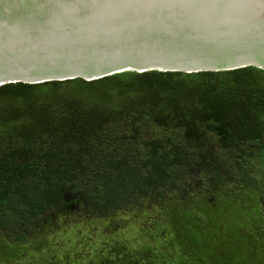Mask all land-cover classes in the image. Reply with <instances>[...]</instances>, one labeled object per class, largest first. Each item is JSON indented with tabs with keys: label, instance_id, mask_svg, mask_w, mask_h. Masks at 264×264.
<instances>
[{
	"label": "trees",
	"instance_id": "1",
	"mask_svg": "<svg viewBox=\"0 0 264 264\" xmlns=\"http://www.w3.org/2000/svg\"><path fill=\"white\" fill-rule=\"evenodd\" d=\"M257 158L262 163L252 165ZM263 158L261 68L0 85V228L6 232L24 234L64 193L80 195L101 215L155 193L186 199L192 172L212 176V186L251 185L263 195ZM229 209L237 219L240 210ZM233 220L216 248L228 249L237 263L264 264L252 236ZM193 223L184 228L211 241L196 216Z\"/></svg>",
	"mask_w": 264,
	"mask_h": 264
},
{
	"label": "water",
	"instance_id": "2",
	"mask_svg": "<svg viewBox=\"0 0 264 264\" xmlns=\"http://www.w3.org/2000/svg\"><path fill=\"white\" fill-rule=\"evenodd\" d=\"M264 69V0H0V85Z\"/></svg>",
	"mask_w": 264,
	"mask_h": 264
},
{
	"label": "rangeland",
	"instance_id": "3",
	"mask_svg": "<svg viewBox=\"0 0 264 264\" xmlns=\"http://www.w3.org/2000/svg\"><path fill=\"white\" fill-rule=\"evenodd\" d=\"M257 159L252 165L262 163ZM189 180L186 199L179 193H155L107 215L80 195L64 193L60 204L24 234L0 228V264H240L226 256L228 249L216 248V239L234 229L233 218L264 255L261 190L226 181L212 186V176L199 172ZM231 205L240 210L237 219ZM195 216L210 230L211 241L198 240L184 228L197 226Z\"/></svg>",
	"mask_w": 264,
	"mask_h": 264
}]
</instances>
